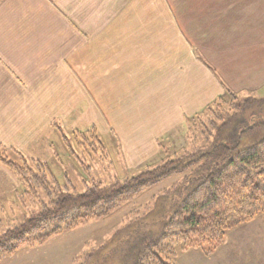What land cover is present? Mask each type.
Listing matches in <instances>:
<instances>
[{
    "label": "crops",
    "instance_id": "1",
    "mask_svg": "<svg viewBox=\"0 0 264 264\" xmlns=\"http://www.w3.org/2000/svg\"><path fill=\"white\" fill-rule=\"evenodd\" d=\"M165 1L179 4L172 64L152 40L149 0H0L1 148H53L55 124L87 115L91 99L110 98L116 84H137L130 98L149 84V103L162 99V112L177 99L178 113L194 114L204 99L264 83V69L245 74L235 59L264 50V0H195L217 6L200 10L193 0Z\"/></svg>",
    "mask_w": 264,
    "mask_h": 264
},
{
    "label": "trees",
    "instance_id": "2",
    "mask_svg": "<svg viewBox=\"0 0 264 264\" xmlns=\"http://www.w3.org/2000/svg\"><path fill=\"white\" fill-rule=\"evenodd\" d=\"M226 93L233 97L230 103L220 97L222 102L196 115L207 122L188 126L187 141L196 135L200 144L192 142L190 150L146 171L109 185L94 183L84 192L59 184L46 163L35 161L32 168L18 150L12 148L20 163L0 152V162L33 195L43 190L47 196L39 210L0 235V260L22 247L42 245L52 235L108 218L174 176L182 179L153 196L143 212H132L134 218L113 240L78 264H176L179 250L209 254L229 232L264 214V98ZM93 138L99 142L95 134Z\"/></svg>",
    "mask_w": 264,
    "mask_h": 264
},
{
    "label": "rangeland",
    "instance_id": "3",
    "mask_svg": "<svg viewBox=\"0 0 264 264\" xmlns=\"http://www.w3.org/2000/svg\"><path fill=\"white\" fill-rule=\"evenodd\" d=\"M193 2V6L198 7L197 10L203 6L207 9L210 6L217 7L212 2ZM177 6V2L168 4L165 0H149V30L153 31L152 40L158 50H170L171 64L178 52ZM260 30L264 33V28ZM198 37L201 38V35ZM244 50H239V56L235 58L240 60V70L245 74H262L264 50ZM160 71L161 67H158L154 74H159ZM142 85L144 84L138 86L141 88ZM115 86L120 87L117 93L113 92L106 99H91L95 107L92 109V105L89 106L87 115H76L65 129L59 122L55 124L57 135L51 134L52 139L55 138L53 148L40 147L34 141L30 146H13L10 149L0 146V152L20 163V157L12 150L14 148L26 157L32 168L36 166L34 162L38 161L33 158L47 161L50 177L71 190L84 192L94 183L109 185L115 180L130 178L146 171L186 149L190 150L192 142L200 144L202 140L196 138V135L194 140L187 141L190 133L187 129L191 122L197 126L201 125L202 120L207 122L206 117L198 119L196 115L214 102H222L221 98L229 103L233 100V97L223 92L216 99H204L202 108L194 114L178 113L179 101L169 100L163 103L165 110L170 113L168 114L162 112V99H153L149 103V84L145 85L144 92L138 89L141 92L139 94L144 95L141 98L129 97V94L134 95L137 84ZM254 86L257 90L250 93L232 92L242 99L264 98V83ZM229 107L226 105L227 109ZM94 134L99 142L93 138ZM181 179L182 176L169 178L155 189L134 198L108 218L89 221L75 230L52 235L42 245L22 247L12 255L5 256L0 264H78L77 261H81L93 250L113 240L115 233L128 223L129 218H134L132 212H143L153 196ZM43 192L38 190V195H33L20 177L0 162V235L8 228L20 224L31 211L39 210L41 203L47 201ZM205 248L209 249V246ZM175 263L264 264V214L229 232L225 242L216 246L209 254L195 248L179 250Z\"/></svg>",
    "mask_w": 264,
    "mask_h": 264
}]
</instances>
